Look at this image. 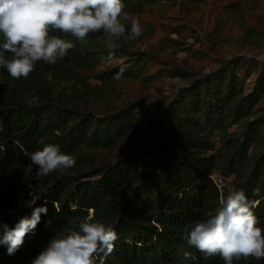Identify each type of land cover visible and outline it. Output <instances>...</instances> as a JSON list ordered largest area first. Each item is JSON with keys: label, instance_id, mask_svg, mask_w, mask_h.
Wrapping results in <instances>:
<instances>
[{"label": "trees", "instance_id": "1", "mask_svg": "<svg viewBox=\"0 0 264 264\" xmlns=\"http://www.w3.org/2000/svg\"><path fill=\"white\" fill-rule=\"evenodd\" d=\"M132 1L124 0L125 12L130 13ZM50 35L75 47L54 65L37 62L28 78L16 80L0 68V89L5 82L20 90L34 84L31 82L37 78L33 74L70 73L80 64L92 62V51L103 37L102 31L89 33L83 40L59 30H50ZM216 75L200 79L185 89L181 99L172 102L141 156L100 165L88 158L86 147L112 148L129 137L135 121L133 111L91 121L72 110L58 111L47 87L41 89L36 103H29L13 91L11 96L0 95V220L14 226L45 201L48 208L35 233L26 236L15 255L8 256L7 249L0 247V264H30L54 235L74 227V221L91 211L118 235L105 264H225L219 256L205 259L190 246L186 229L219 205L221 192L210 178L214 171L228 177L239 175L233 186L244 189L248 199L257 202L253 211L257 226L264 229V139L258 133L260 122L255 120L244 139L234 143L232 155H207L214 149L213 135L223 130L235 112L233 102L238 94L233 81L221 101L206 103L204 97L212 94ZM17 142L28 152L57 144L75 158L76 164L44 177L36 176L33 166V177L27 184L23 167L30 160ZM186 252L195 259L186 258ZM233 264H264V259L242 257L234 259Z\"/></svg>", "mask_w": 264, "mask_h": 264}, {"label": "rangeland", "instance_id": "2", "mask_svg": "<svg viewBox=\"0 0 264 264\" xmlns=\"http://www.w3.org/2000/svg\"><path fill=\"white\" fill-rule=\"evenodd\" d=\"M128 14L140 21L142 32L135 40L115 41L110 49L103 36L92 62L70 73L33 74L34 84L20 90L2 82L0 95L13 91L36 103L47 87L58 111L72 110L91 121L133 111L129 137L112 148L86 147L88 158L100 165L141 156L172 102L215 73L206 103L221 101L233 81L238 94L235 112L213 135L214 149L207 155H232L234 143L244 139L255 120L264 139V0H133ZM121 68V78L114 79ZM233 179L237 182L239 175Z\"/></svg>", "mask_w": 264, "mask_h": 264}, {"label": "clouds", "instance_id": "3", "mask_svg": "<svg viewBox=\"0 0 264 264\" xmlns=\"http://www.w3.org/2000/svg\"><path fill=\"white\" fill-rule=\"evenodd\" d=\"M124 9V0H0V68L19 80L28 78L39 61L54 65L63 60L75 44L50 35V30L70 33L81 40L89 33L102 31L110 49L121 38L125 42L135 40L142 32L140 21ZM126 23L130 29L126 30ZM113 56L110 52L109 59ZM123 72L121 68L113 78L120 79ZM19 146L30 160L23 167L27 184L33 177V166L35 175L44 177L76 164L75 158L57 144H45L33 152ZM256 206L257 202L248 199L244 189L227 187L214 211L207 212L206 218L186 229L189 245L205 259L219 256L225 264H233L234 259L242 257L264 259V229L257 226L253 211ZM72 207L76 209L75 205ZM47 213L45 201L14 226L0 220V247L7 249L8 256L19 251L26 236L35 233L42 214ZM73 223L74 227L54 235L30 264H96L97 259L99 264H105L118 238L115 229L91 212ZM190 256L191 253H185L186 258Z\"/></svg>", "mask_w": 264, "mask_h": 264}, {"label": "built area", "instance_id": "4", "mask_svg": "<svg viewBox=\"0 0 264 264\" xmlns=\"http://www.w3.org/2000/svg\"><path fill=\"white\" fill-rule=\"evenodd\" d=\"M214 177V178H213ZM234 176H226L221 171H214L210 174V178L214 181V183L219 188L220 192L226 194L227 187L233 186Z\"/></svg>", "mask_w": 264, "mask_h": 264}]
</instances>
